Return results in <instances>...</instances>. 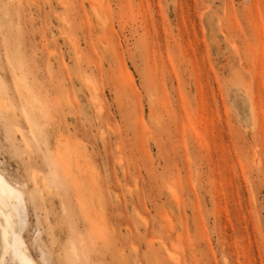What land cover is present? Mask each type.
<instances>
[{
	"label": "rangeland",
	"instance_id": "374dc122",
	"mask_svg": "<svg viewBox=\"0 0 264 264\" xmlns=\"http://www.w3.org/2000/svg\"><path fill=\"white\" fill-rule=\"evenodd\" d=\"M0 174L33 264H264V0H0Z\"/></svg>",
	"mask_w": 264,
	"mask_h": 264
},
{
	"label": "bare ground",
	"instance_id": "6f19581e",
	"mask_svg": "<svg viewBox=\"0 0 264 264\" xmlns=\"http://www.w3.org/2000/svg\"><path fill=\"white\" fill-rule=\"evenodd\" d=\"M24 208L25 199L19 185L15 186L0 174V264H33L26 254L24 240L14 236Z\"/></svg>",
	"mask_w": 264,
	"mask_h": 264
}]
</instances>
